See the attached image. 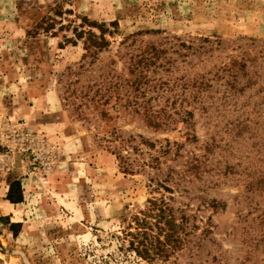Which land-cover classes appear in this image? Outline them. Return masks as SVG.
Instances as JSON below:
<instances>
[{"label": "rangeland", "instance_id": "rangeland-1", "mask_svg": "<svg viewBox=\"0 0 264 264\" xmlns=\"http://www.w3.org/2000/svg\"><path fill=\"white\" fill-rule=\"evenodd\" d=\"M4 152L0 264H264V0H0ZM161 195L191 233L146 261L123 219Z\"/></svg>", "mask_w": 264, "mask_h": 264}, {"label": "trees", "instance_id": "trees-1", "mask_svg": "<svg viewBox=\"0 0 264 264\" xmlns=\"http://www.w3.org/2000/svg\"><path fill=\"white\" fill-rule=\"evenodd\" d=\"M84 26H87V28H84ZM92 27H96L98 33H96ZM71 30L73 32V38L63 36L64 40L76 43V40L82 39L86 54H96L108 46L109 41L104 36L102 26L94 21H88L86 17H81L80 25L72 27ZM226 67L230 68V65ZM133 83L137 84L136 78L131 81L130 85ZM135 111L138 112V109L136 108ZM143 114L154 126H162V121L157 119L156 112L151 108H144ZM185 114H189L190 116L192 112L186 111ZM184 117H186V115L182 118ZM139 137L141 138V143H145L152 148L154 147L152 142L144 140L140 135ZM173 143L176 144L175 141H173ZM166 145L167 147L170 145L168 139H166ZM121 148L120 146L114 148L116 149L115 155L118 157L119 162L125 164L123 165L124 169L132 171L130 152L127 149L121 150ZM167 149L169 150V148ZM136 150L137 152H141V148ZM151 159L156 160V158L152 156ZM145 164H152L151 166L153 167L155 163L151 161L143 162L141 163L142 167L146 166ZM194 166H198V164L194 163ZM262 183H264V179H262ZM13 185H19V181L15 180L10 183L7 199L12 202H18L20 201L21 195L20 192L17 193V191H15L17 195L12 194ZM123 220L125 221V225L122 227L121 233L123 235V240H125L127 244L125 249L146 261L168 259L171 255H174L177 250L182 248L187 241L188 235L191 233V228L188 225L189 216L182 209L179 210L174 207L170 203V198H166L163 195L148 198L146 204L142 208L125 217ZM258 240L259 239H256V241Z\"/></svg>", "mask_w": 264, "mask_h": 264}, {"label": "built area", "instance_id": "built-area-1", "mask_svg": "<svg viewBox=\"0 0 264 264\" xmlns=\"http://www.w3.org/2000/svg\"><path fill=\"white\" fill-rule=\"evenodd\" d=\"M26 137L29 138L30 141L33 140V137H32L31 135H27ZM26 150H27V149H26L25 147H19V148L17 149V152L20 153V154L22 155L23 153L26 152ZM10 158H11V155H10L9 152L1 153V154H0V165L5 166V164L8 163V160H10Z\"/></svg>", "mask_w": 264, "mask_h": 264}]
</instances>
